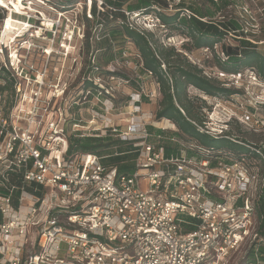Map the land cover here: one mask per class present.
<instances>
[{
	"label": "built area",
	"instance_id": "obj_1",
	"mask_svg": "<svg viewBox=\"0 0 264 264\" xmlns=\"http://www.w3.org/2000/svg\"><path fill=\"white\" fill-rule=\"evenodd\" d=\"M87 1L89 16L94 4L102 12L117 10L112 3L118 0ZM165 1L163 11L173 15L201 0ZM119 11L125 14L127 26L142 35L157 29L167 32L153 14ZM239 31L246 34L242 39L257 44L249 38L257 35L255 28L245 31L240 26L230 35ZM3 33L4 29L1 46ZM226 38L212 48L199 49L203 59L215 54L226 60L223 49L233 46ZM0 51L4 53L2 48ZM184 54L225 88L246 81L242 72L206 70L201 58ZM11 56L9 65L0 60V73L5 70L15 80L14 104L8 115L5 95L0 94V174L21 175L22 185L13 187L7 197L0 195V264H264V237L256 212L264 197V174L253 171L247 158L224 155L213 165L210 158L199 160L185 153L166 157L163 147L149 141V127L164 122L168 124L161 125L162 130H175V126L167 120L152 121L151 113L134 116L122 129L113 124L108 127L120 140L136 142L138 157L132 176H118L116 168L104 166L96 155L67 158L65 91L45 90L46 66L37 71L26 58L15 62ZM247 72L246 83L258 80L253 70ZM99 83L97 96L111 95ZM0 85H6L3 78ZM156 85L152 100L160 97ZM189 90H194L198 100L213 101L205 109L203 124H195L200 132L237 142L235 137L225 136L230 117L222 112L227 100ZM141 97L134 102L133 114L140 111ZM215 115L223 117L217 127L213 126ZM240 121L252 129L260 128L261 121L253 113L244 112ZM77 127L73 124L74 133H79ZM14 189L19 191L16 205ZM243 250L242 260L234 263Z\"/></svg>",
	"mask_w": 264,
	"mask_h": 264
},
{
	"label": "rangeland",
	"instance_id": "obj_2",
	"mask_svg": "<svg viewBox=\"0 0 264 264\" xmlns=\"http://www.w3.org/2000/svg\"><path fill=\"white\" fill-rule=\"evenodd\" d=\"M13 2H22L26 10L25 13H16L10 7H0V32L4 29L3 44L2 46L0 44V50L2 48L4 53L0 51V60L5 59L9 65L12 53L11 57L16 60L15 62L19 58H26L34 64V69L37 71L43 70L45 66L48 68L45 90L57 88L59 93L65 91L62 104L68 113V137L74 133L75 123L78 125L75 129L79 133L91 136L96 133L106 135L109 124L122 129L134 116H144L147 113L152 114V121L158 122L155 117L161 97L153 100L150 98L155 89L157 90V83L154 77L150 78L141 71L136 47L131 42L118 37L115 40L116 47H120L117 50L123 49V52L116 55L115 61L105 63L108 54L105 48L109 43L113 45L108 31L115 28V23L103 22L102 11L97 9L96 17L92 13L89 16L87 0L73 2L13 0ZM137 2L138 0L116 1L123 3L122 8L125 10H128V4L134 5ZM194 5L213 13L203 18L207 19V22L219 23V21L239 19L238 24L245 31L255 28L257 35L249 38L257 43L253 44L256 50L264 53V0H218L215 4L210 0H201L194 2ZM244 34L245 32L239 31L228 35L226 42L238 45L241 41L239 39L245 37ZM155 35L150 38L154 46L175 48L176 52L187 60L184 53L194 54L202 59L206 70L219 69L215 54L209 59H203L200 51L195 48L193 39L188 35L186 27L168 28L165 33L157 29ZM21 44H24L23 47ZM29 47H31L30 51L24 50ZM97 65L102 73L114 71L120 76L100 75ZM249 70L246 67L241 70L246 81L250 75L247 72ZM253 72L258 79L253 84L257 85L248 84L246 81L244 85H230L228 89L239 93L227 100L225 112L222 113L229 115L230 130L234 135L262 146L264 145V76L259 75L256 69ZM88 83L101 84L111 92V95L105 93V96L91 97L85 89ZM138 95H142L138 103L140 111L133 114L137 106H134V102L138 100ZM188 96L195 106L200 107L203 104L194 97V90H189ZM205 102L207 107L213 105L212 100ZM244 112L253 113L255 119L261 121L260 128L252 129L244 125L240 121ZM222 118L215 115L213 126L217 127L219 124L217 121ZM160 126L150 125L155 129H160ZM244 252L245 250L235 256L234 263L242 260Z\"/></svg>",
	"mask_w": 264,
	"mask_h": 264
},
{
	"label": "trees",
	"instance_id": "obj_3",
	"mask_svg": "<svg viewBox=\"0 0 264 264\" xmlns=\"http://www.w3.org/2000/svg\"><path fill=\"white\" fill-rule=\"evenodd\" d=\"M66 1L73 2L75 0ZM210 1L215 4L213 0ZM112 4L117 9L116 11L102 13L103 22L115 23V28L108 31L111 40H113V45L109 43L105 48L108 51L105 63L109 64L115 61L116 55L122 54L123 49L117 50L120 47H116L115 40L118 37L131 42L138 51L140 63L142 64L141 71L143 74L152 75L159 85L161 99L158 102L155 119L158 122L170 121L175 126V130L149 127V132L152 135L149 141L163 147L166 157H180L182 153H185L188 157L199 160L210 158L214 165L217 158L232 155L231 157L235 159L247 158L253 171L264 174V159L257 152L260 151L264 156V145L261 146L234 135L230 130V121H227L228 128L225 129V136H233L237 142L225 137L212 138L201 133L195 125L203 124L205 109L209 107L202 100L200 101L203 104L200 107L195 106L188 96L190 88L224 100H230L239 91L225 88L220 83L209 79L204 75L202 69L193 65L186 58H182V55L176 52L175 48L154 46L150 38L154 37L155 32H147V34L142 35L138 31L130 29L126 24L125 14L119 11L123 7V3L113 2ZM166 7L165 0H138L134 5L128 4L127 9L130 12H143L145 15L153 14L162 21L167 29H176L180 26L186 27L188 35L191 36L194 46L198 50L206 47L212 48L224 37L240 29V25L234 20L219 23L203 21L204 17L213 15V13L204 11L202 7H197L194 4L183 7L173 15L166 14L163 11ZM186 11L189 13L187 14ZM91 13L93 16H97L95 4L92 6ZM184 13L186 14L183 15ZM239 40L241 41L238 45L224 47L226 60L215 55L217 67L228 74H238L246 67L254 71L256 69L259 75L264 76V53L257 51L256 46L251 42L245 39ZM97 68L100 71L98 65ZM99 74H107L113 77L120 76L117 72L109 71L103 73L100 71ZM121 77L125 78L124 76ZM0 78H3L6 82L5 86L0 85V94L5 95V114L8 115L14 104L15 80L5 70L0 73ZM85 89L90 92L91 97L100 93L98 86L93 83H88ZM107 132L106 135L96 133L91 136L73 133L69 137L67 158H73L81 154L96 155L101 159L104 166L116 168L118 176H132L136 171L138 157L136 142L122 141L110 129ZM157 136H161L160 140ZM202 149L210 151L211 154L207 155ZM21 185V175L11 172H7L5 175L0 174V195L7 197L11 194L13 187L19 188ZM32 187H35V185ZM17 195H19V191L14 189V205L17 204ZM256 212L260 222L259 231L264 237V197L256 206ZM0 221H2L1 213Z\"/></svg>",
	"mask_w": 264,
	"mask_h": 264
},
{
	"label": "bare ground",
	"instance_id": "obj_4",
	"mask_svg": "<svg viewBox=\"0 0 264 264\" xmlns=\"http://www.w3.org/2000/svg\"><path fill=\"white\" fill-rule=\"evenodd\" d=\"M0 7L6 8L10 7L13 9L14 12L18 13H25L26 8H24L22 2L15 3L13 0H0ZM31 9V7H30ZM16 61V60H15ZM168 123H160V125H167Z\"/></svg>",
	"mask_w": 264,
	"mask_h": 264
}]
</instances>
